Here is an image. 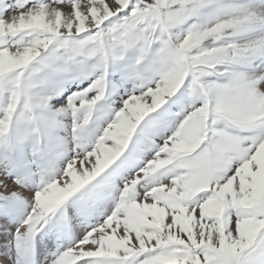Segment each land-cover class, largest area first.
I'll return each instance as SVG.
<instances>
[{
    "label": "snow or ice",
    "instance_id": "obj_1",
    "mask_svg": "<svg viewBox=\"0 0 264 264\" xmlns=\"http://www.w3.org/2000/svg\"><path fill=\"white\" fill-rule=\"evenodd\" d=\"M0 264H264V0H0Z\"/></svg>",
    "mask_w": 264,
    "mask_h": 264
}]
</instances>
